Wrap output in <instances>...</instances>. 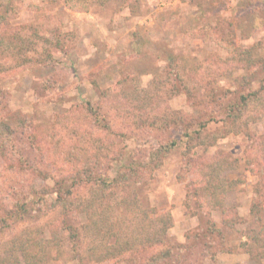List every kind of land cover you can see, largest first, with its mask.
<instances>
[{
  "label": "rangeland",
  "instance_id": "1",
  "mask_svg": "<svg viewBox=\"0 0 264 264\" xmlns=\"http://www.w3.org/2000/svg\"><path fill=\"white\" fill-rule=\"evenodd\" d=\"M0 90V217L12 191L64 178L66 189L85 163L109 175L131 163L143 177L136 202L114 214L133 226L142 209L156 225L170 212L159 248L171 263L264 264L252 238L264 226V116L253 118L264 113V0H0ZM240 95L236 128L223 106ZM198 126L221 136L189 148ZM172 142L155 166L153 151ZM211 162L228 188L208 181ZM58 220L51 205L31 208L0 229V252ZM85 221H74L82 246ZM59 234L47 264H73Z\"/></svg>",
  "mask_w": 264,
  "mask_h": 264
},
{
  "label": "trees",
  "instance_id": "2",
  "mask_svg": "<svg viewBox=\"0 0 264 264\" xmlns=\"http://www.w3.org/2000/svg\"><path fill=\"white\" fill-rule=\"evenodd\" d=\"M2 95L0 90V100H2ZM240 105L245 107L248 105L247 95L230 97L223 106L226 122H229L230 125L233 124L236 128H239V125L236 124L242 116ZM262 116L264 113L256 114V117L253 118L258 120ZM235 132H239V130L235 129ZM218 134V132L206 133L202 126H198L194 130H189L185 135L186 140L192 142L189 147L191 148L197 145L206 147L212 145L221 136ZM173 144L174 142L162 145L153 151L151 162L157 160L155 166H158L160 163L158 156L167 154L168 148ZM260 145L264 156V138ZM208 166L205 174V176L208 173L210 175L208 181L214 182L217 187L228 188L225 179L216 178L218 173L216 164L211 162V165ZM139 171L138 166L122 163L115 175H109L106 171L99 173L85 163L82 168L80 167L68 175L69 183L67 184L69 185L66 189H64L66 184L64 178L61 181V184L64 185L56 183L55 186L45 188L30 184L29 190L20 188L21 190L12 191L13 207L7 211V215L0 217L1 230L22 219L35 206L51 205L53 209L59 210V220L57 224L48 223L45 230L38 227L27 229L8 241L11 244L5 250L7 255L0 252V264H47L48 251L52 245L58 246L60 243L59 233L61 231L65 232V237L71 245L73 264L100 263L107 260H122L126 264H178L171 263L172 255L169 248H159L165 241L166 231L172 226L170 212L159 213L161 224L156 225L145 221V219H150V214L148 210L142 209L139 212V219L135 220L137 222L135 225L133 223V226L128 223L123 225L122 222L128 220L126 215L114 214L117 207L124 211L132 209V205L136 202L134 201L136 185L143 178ZM78 188L84 190L85 193L80 194L81 196L75 193L74 190ZM131 192H134V195H130ZM49 195L52 197L50 198ZM113 197L119 199L112 203ZM217 204L216 206H223L221 202ZM80 213H84L86 216L82 228L84 231L87 230L91 237V240L83 245L84 251L87 252L82 250L79 230L74 223ZM72 216L73 220L70 219ZM215 231V225L211 222L205 234ZM262 232H264V226H261L252 238L253 242L258 244L257 247L263 246V253L260 254L264 257V235H261ZM249 252L251 255L253 254L251 249Z\"/></svg>",
  "mask_w": 264,
  "mask_h": 264
}]
</instances>
